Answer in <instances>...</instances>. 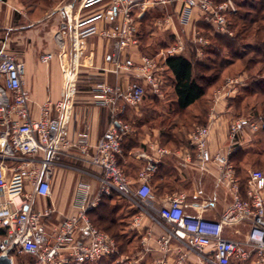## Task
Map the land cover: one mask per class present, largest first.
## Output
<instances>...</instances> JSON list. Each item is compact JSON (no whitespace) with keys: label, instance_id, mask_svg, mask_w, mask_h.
<instances>
[{"label":"built area","instance_id":"built-area-1","mask_svg":"<svg viewBox=\"0 0 264 264\" xmlns=\"http://www.w3.org/2000/svg\"><path fill=\"white\" fill-rule=\"evenodd\" d=\"M107 2L105 9L72 26V64L65 69L62 98L48 100L40 108L39 118L32 115L30 92L24 87L26 65L6 50H0V255H29L35 264H86L105 257H116L118 264H139L140 256L120 255L114 237L95 226L88 217L105 196L119 194L127 199L138 213L132 221L134 230L141 229L145 219L161 227L162 233L154 242V249L162 255L173 252V264H264V168L250 170L246 183V197L240 195L239 181L233 164L222 151L214 156L208 148L211 127H198L191 135L193 145L203 161H214L221 180L234 190V201L221 213L219 219L188 216L183 195H170L156 213L151 207L154 199L151 180L158 170V161L148 162L138 175V185L128 179L120 165L123 141L132 132V126L122 119L130 107L141 105L148 94L159 100L165 98L163 73L165 61L170 56L186 51L185 39H177L158 56L143 55L139 59L124 58V54L139 44L135 9L139 17L149 5L166 7L173 0H84L83 7ZM181 5L179 21L190 27V41L199 45L198 55L204 56L209 39L194 25L195 20L210 23L223 34L232 35L229 17L237 13L236 0H178ZM116 23V26L99 28L98 21ZM169 17L159 24H168ZM67 24H64L65 28ZM100 35L115 41L111 55L115 74L131 75L126 85H111L95 81L91 85L94 104L110 112L111 125L97 140L91 141L89 131L71 137L68 123L78 94V66L82 40ZM52 53L42 56L48 64ZM244 76L233 77L212 97V117L226 107V99L236 91ZM264 129L261 116L239 117L229 126V139L234 145L243 136ZM167 153L166 149L160 150ZM81 161L98 170L89 173L94 183H78L74 192L75 212L54 221L59 214L51 204L33 210L38 197L53 196V178L56 168L63 164L62 157ZM97 186V187H96ZM241 225L249 227L243 238L228 237V228ZM236 230V234L240 232ZM148 239L142 244L147 246ZM119 258V259H118ZM161 260L157 264H164Z\"/></svg>","mask_w":264,"mask_h":264},{"label":"crops","instance_id":"crops-1","mask_svg":"<svg viewBox=\"0 0 264 264\" xmlns=\"http://www.w3.org/2000/svg\"><path fill=\"white\" fill-rule=\"evenodd\" d=\"M83 2L84 0H0V50L12 53L25 63L24 87L30 92V108L35 118H39L40 108L46 101H58L62 98L65 69L72 64L71 35L73 24L77 20L85 19L95 12L105 9L108 5L107 2H100L89 7H83ZM180 10L181 5L178 0H173L166 7L149 5L142 11L143 14L140 17L138 15L141 10L135 9L139 44L127 51L123 57H133L137 60L143 55H148L142 52L143 49L155 50L153 56L156 57L161 51L174 44L177 39H184V34L190 33V27H185L180 23ZM150 12L153 14L157 12L158 15L153 21L154 27L147 30V37L156 36L158 33L161 38L162 35L168 34L173 39L170 45L164 46V41L160 38H158L160 41L155 40L151 43L141 39L142 32L138 20ZM167 17L171 19L168 24H159V21H164ZM204 22L196 19L194 25L201 31V25ZM64 24H67L65 28L63 27ZM97 26L109 28L116 26V23L101 20L97 22ZM156 28L157 32L155 31ZM114 49L115 41L113 39L98 34L82 40L78 66V94L68 123V133L71 137L89 131L91 141L95 144L111 125L109 110L94 104L90 92L94 82L90 86L87 84V66H93L99 71L95 81H106L111 85H126L129 81L135 80L131 75L115 74L111 71L113 68L111 55ZM46 53L54 55L48 64L42 62V56ZM240 92L241 88H238L231 93L229 102L237 97ZM207 103L204 122L187 125L175 123L171 126L172 137L166 136L168 134L164 131L162 124H153L145 120L134 126V122L132 123L127 118L128 116L134 117L135 114H150L153 109L143 110L139 106L130 107L122 115V119L132 126V132L125 137L123 154L119 158L120 165L128 179L134 186L138 185V175L142 168L148 162L158 161V170L151 180L154 195L151 207L154 213L161 209L166 198L173 194L185 197L184 209L188 216H202L210 220L219 219L222 211L233 203L234 190L221 180V173L216 163L203 161L198 149L191 141V135L195 129L203 126L211 127L208 145L210 153L213 156L219 151L225 153L234 166L235 175L239 181L240 195L246 197V191L244 194L241 192L240 177L236 172L237 166L231 160V156L238 151H241L244 156H262L263 151L261 149L258 151L257 141L251 133L243 136L241 141L235 143L236 145L229 139V126L236 119L239 110L228 103L224 110H221L222 112L217 111V114L212 117V100L208 99ZM203 110L201 107L192 106L188 112L197 117L198 120L202 116L200 113ZM164 149L168 152L161 153L160 150ZM61 162L73 165L74 168L57 167L53 178V196L49 199L38 197L32 203V208L35 211L53 204L59 211V214L54 217L55 222L75 212L73 199L78 183L96 184L89 173L99 172L70 157H62ZM241 165L245 166L246 169L249 167V164H245V162ZM249 171L250 169L247 170L248 173ZM72 183L74 186L71 190ZM113 195L115 198L103 197L94 209L98 208L104 201L112 200L114 203L115 200L122 199L127 204V210L135 212L128 221L129 231L135 234L130 240V256H140L143 258L141 262L145 261L147 264H157V261L161 259L165 262L164 264H173L176 257L174 252L164 256L153 250L155 240L163 232L161 227L151 219H145L141 229L134 230L132 221L139 212L138 209L121 195ZM1 200L3 199L0 198ZM88 217L90 219L89 211ZM235 229L240 233L236 234ZM248 229L247 225L228 228L226 235L243 238ZM146 238L150 246L142 244Z\"/></svg>","mask_w":264,"mask_h":264},{"label":"trees","instance_id":"trees-1","mask_svg":"<svg viewBox=\"0 0 264 264\" xmlns=\"http://www.w3.org/2000/svg\"><path fill=\"white\" fill-rule=\"evenodd\" d=\"M236 4L238 6L237 13L229 17V27L233 30L232 36L220 33L210 23L205 22L212 27V30L210 28L209 30L207 29L208 31L206 30L209 34L202 30V34L210 39L209 46L203 48L204 53L208 55L206 58L210 60L208 63L204 62L198 55L199 45L193 43H191L190 52L186 49L183 54L170 56L165 61L166 69L163 73V88L168 94V88L171 87L175 97L173 102L176 108L180 112H188V109L192 106L204 109L200 113L202 116L198 118L199 121L197 117L191 115L190 121L180 122L182 124L187 125L205 121L204 112H206L208 107V90L211 86L221 81L222 74L229 66L236 68L239 65L241 66L240 72H247L249 75L256 67H259L258 74L250 77L249 84L242 88L238 97L230 100V104L237 98L241 99L242 97L245 99V97L260 95L264 98V41L260 39V37L264 36V15H262L264 12V0H236ZM157 15V12H154V14L150 12V14H145L138 20L142 32V40H146L145 37L147 38L148 36L146 32L152 29L153 21ZM203 29L206 28L204 27ZM150 51L151 49H143L142 52L153 56L155 51L152 53ZM225 51H228L229 55L235 56L236 59L231 60L229 56L222 57ZM211 58H216V60L212 61ZM147 100L152 102L160 101L151 94H148L144 101ZM171 126L169 127L171 128ZM163 129L167 132V137H172V129L171 131ZM252 136L258 142L259 139L264 138V129ZM253 156H244L241 151L235 152L231 156V160L237 166L236 172L240 177V189L243 194L246 191L248 172L241 163L249 164ZM254 157L255 163H263L260 159L262 156ZM114 196L112 195L108 198H113ZM120 200H115L114 203H112V200L104 201L98 208L89 211V214L90 219L98 228L108 232L115 238L120 254L123 255L131 252L130 240L135 234L132 231H125V229L128 228L129 218L135 212L127 210V207L125 211H122V207L118 204ZM130 234L131 237H129ZM114 260L115 257H105L99 261L86 264H112ZM139 264L147 263L142 261Z\"/></svg>","mask_w":264,"mask_h":264},{"label":"rangeland","instance_id":"rangeland-1","mask_svg":"<svg viewBox=\"0 0 264 264\" xmlns=\"http://www.w3.org/2000/svg\"><path fill=\"white\" fill-rule=\"evenodd\" d=\"M237 10H238V6H237ZM262 15H264V12L262 13ZM210 26L204 22L201 25V27H202L201 29L206 31L207 29L209 30V28H210L212 30V27H210ZM204 27L206 29H203ZM156 30H157V28L155 29V31ZM207 31H206V33H208ZM232 32H233V30H232ZM189 37H191L190 33L187 32L184 34V39L186 42V49H188L190 52L192 45H191ZM158 38H160V37L157 33L156 36L147 37L145 39H146V42H148V43H151L155 40L160 41V39H162V41H164V46L170 45L171 42L173 41L172 37L168 34L162 35L160 39H158ZM260 39L262 41H264V36L260 37ZM209 41H210V39H209ZM154 51L155 50H151L150 52L152 53ZM146 52H148V51H146ZM207 56L208 55L206 53H204V56H200V57L202 58V60L204 62L208 63L210 60H208L209 58L208 59L206 58ZM228 56L231 57V58H229L231 60L236 59L235 56L229 55L228 51L223 52L222 57H228ZM211 59H212V61H214V59L216 60V58H211ZM217 61H219V60H217ZM258 69H259V67H256L251 72V75H249L247 72H245V73L240 72L241 66H239V65L236 66V68L233 66H229L228 69L222 74L221 81H219L218 83H216L215 85H213L209 88L208 94H207V97H208L207 101H208V99L212 100V95L214 94V91L219 89L226 82L227 79L233 78V77L244 76V74H245L244 82H242L241 85L238 87V88H241V90H242L243 87H245L246 85L249 84L250 77L256 76L258 74ZM86 70H87L86 71V77H87V81H88L87 84H88V86H90L93 82H95V80L97 78V74H98L97 72H99V71L93 66H87ZM86 89L88 90V88H86ZM168 90H169V93L165 95L164 99L157 101V102H152L150 100H147L144 103H142L141 105H139V108H143V110L153 109L152 113H150V114H144L143 113V115L142 114L141 115L135 114L134 117L128 116L127 117L128 120L131 121L132 123L134 122L133 123L134 126L137 124H140L141 122H143L145 120L149 121V123H153V124H162L163 127L166 129V131H169V130L171 131V128L169 126L173 125L174 123H177V122L180 123L182 121H188V120L190 121V117H192L190 112H180L176 108L175 103L173 102L175 97L173 95L171 87H169ZM242 95H244V94H242ZM242 99H243V97L241 99L237 98L231 104V106H234L236 108V110L240 111L237 114L236 118L250 117V116H253V117L261 116L264 118V115H263L264 114V98L262 96L255 95V96L245 97V99H243V100ZM226 103L227 104L229 103V98L226 99ZM257 146L259 147L258 151L260 149L263 151L262 158L260 157V159L263 161V163L262 164L255 163V157L253 156L250 159L249 167L247 168V170H249V169L250 170H257V169L264 168V138H261L258 140ZM73 186H74V183L71 184V190L73 189ZM118 204H120V207H122V211L126 210L127 204L125 201L120 200V202H118ZM125 231H129V229L127 228V229H125ZM129 237H131V234ZM123 255L130 257V254H123ZM14 264H35V259L30 257L29 255H25V254L16 255L14 257ZM112 264H118L116 257H115V260L112 262Z\"/></svg>","mask_w":264,"mask_h":264},{"label":"water","instance_id":"water-1","mask_svg":"<svg viewBox=\"0 0 264 264\" xmlns=\"http://www.w3.org/2000/svg\"><path fill=\"white\" fill-rule=\"evenodd\" d=\"M0 264H14V262L9 256L0 255Z\"/></svg>","mask_w":264,"mask_h":264}]
</instances>
